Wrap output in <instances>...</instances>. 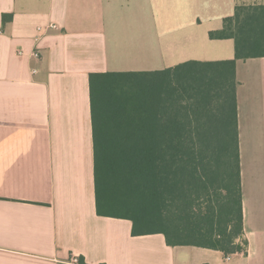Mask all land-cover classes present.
<instances>
[{"label": "crops", "instance_id": "crops-1", "mask_svg": "<svg viewBox=\"0 0 264 264\" xmlns=\"http://www.w3.org/2000/svg\"><path fill=\"white\" fill-rule=\"evenodd\" d=\"M249 5L264 0H0V264H264V58L235 67L242 251L133 236L96 214L93 174L88 75L232 60L208 34Z\"/></svg>", "mask_w": 264, "mask_h": 264}, {"label": "trees", "instance_id": "trees-1", "mask_svg": "<svg viewBox=\"0 0 264 264\" xmlns=\"http://www.w3.org/2000/svg\"><path fill=\"white\" fill-rule=\"evenodd\" d=\"M208 37L232 40L234 59L88 75L95 207L133 236L233 254L246 246L235 67L264 58V5L236 6Z\"/></svg>", "mask_w": 264, "mask_h": 264}, {"label": "built area", "instance_id": "built-area-1", "mask_svg": "<svg viewBox=\"0 0 264 264\" xmlns=\"http://www.w3.org/2000/svg\"><path fill=\"white\" fill-rule=\"evenodd\" d=\"M48 28H55V26H54V25H49ZM33 56H34V57H37V53H33ZM68 264H80V262H79V260H78L77 257H72V258L69 260Z\"/></svg>", "mask_w": 264, "mask_h": 264}]
</instances>
